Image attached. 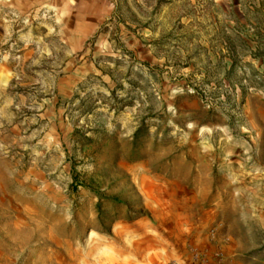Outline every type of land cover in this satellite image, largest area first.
<instances>
[{"label":"rangeland","instance_id":"374dc122","mask_svg":"<svg viewBox=\"0 0 264 264\" xmlns=\"http://www.w3.org/2000/svg\"><path fill=\"white\" fill-rule=\"evenodd\" d=\"M0 264H264V0H0Z\"/></svg>","mask_w":264,"mask_h":264}]
</instances>
